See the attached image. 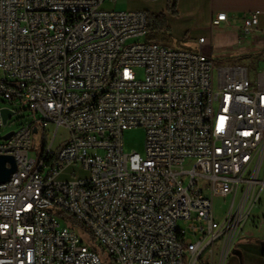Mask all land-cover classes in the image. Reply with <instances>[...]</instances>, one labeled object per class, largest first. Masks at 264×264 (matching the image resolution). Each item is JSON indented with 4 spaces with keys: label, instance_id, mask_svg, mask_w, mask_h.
Returning <instances> with one entry per match:
<instances>
[{
    "label": "built area",
    "instance_id": "obj_1",
    "mask_svg": "<svg viewBox=\"0 0 264 264\" xmlns=\"http://www.w3.org/2000/svg\"><path fill=\"white\" fill-rule=\"evenodd\" d=\"M114 2L0 0V97L35 117L0 135L16 166L0 184V264H102L65 216L111 264H225L264 188V70L250 84L243 65L146 41L145 12ZM38 124L53 131L33 155ZM138 127L144 155L125 154L123 132ZM67 168L86 175L57 180ZM217 196L230 197L221 218Z\"/></svg>",
    "mask_w": 264,
    "mask_h": 264
},
{
    "label": "rangeland",
    "instance_id": "obj_2",
    "mask_svg": "<svg viewBox=\"0 0 264 264\" xmlns=\"http://www.w3.org/2000/svg\"><path fill=\"white\" fill-rule=\"evenodd\" d=\"M145 1H149V0H145ZM161 5H162V0H159L158 3L155 5L145 4L143 6H147V8L150 10L152 9L155 10V9L160 8ZM104 6L106 9H110L114 11H127L128 10L125 0H117L113 4L105 3ZM202 34H204V32H198L194 30L191 32L192 38L185 37L183 43L179 41L180 43L178 45L177 44L175 46L171 45V47L180 48V49L187 50V51L202 50L208 58L212 59L213 66L215 68L243 65L247 69L250 84H253L257 80L258 75L263 72L264 70V51L253 52V53L246 52L245 49H242L240 47L237 48L236 46L234 47L232 45L225 44V41H223V39L225 40L226 37L220 34H215L214 37H212L211 46L208 47L206 45H203L202 47L198 48L197 38ZM143 40L144 39H139L138 41L140 42ZM177 40L175 39V41ZM134 41L135 40H129L128 43H132ZM194 46H196L197 49H193ZM138 74H139V77L142 76L141 72H139ZM6 106L7 104L0 97V107H6ZM11 108L16 113L7 121V124L2 128L0 135H4L10 131H13L19 126L24 125L26 122H29L35 119V117L34 118L32 117L30 111L27 110L25 106L13 105L11 106ZM52 131L53 129L51 125H47L45 129L42 127V125L40 124L37 125V132L32 134V146L29 151L30 154L38 155L42 152V150L44 149V146L46 147L50 142ZM65 137H66L65 129L59 128L57 135H56L54 146L60 141H62ZM144 146H145V130L143 128H140V127L131 128L123 132L122 148L125 154L138 153L140 155H144ZM73 170L75 171V174L77 177H82L86 175V173L83 172L81 169L67 168L58 175L57 180L72 179L73 177L70 176L69 173ZM200 181L202 184H205V182L202 179ZM206 188H207L206 185H204V190L206 192L205 194L207 195ZM237 202H239L238 195L236 198V203ZM229 203H230L229 196L225 198L220 197V196L214 197L213 199L214 211L216 215H218V217L221 218L224 216V214L226 213L228 209ZM263 214H264V188L262 189L260 196L258 200L256 201L255 205H253L250 216H249V220L253 221V223L249 222V225L247 229L243 232V234L240 237L235 239L236 243L238 242L240 244L242 242H247V241L253 242L255 234L250 232L251 226L256 227L260 230V224H261V220L263 219L262 217ZM62 220L65 222L64 224H68L71 226L69 220L66 219V216L62 218ZM73 228L76 230L80 239H82L88 245L91 244L89 235L84 229H82L81 227H75V226ZM214 251L218 256L219 246H215ZM232 253H234V250L232 251ZM100 258H101L102 264H111L109 254L106 251L103 254H100ZM216 261H217V258L215 259V262Z\"/></svg>",
    "mask_w": 264,
    "mask_h": 264
},
{
    "label": "crops",
    "instance_id": "obj_3",
    "mask_svg": "<svg viewBox=\"0 0 264 264\" xmlns=\"http://www.w3.org/2000/svg\"><path fill=\"white\" fill-rule=\"evenodd\" d=\"M158 1L125 0L127 11H165L167 0H162L161 7L155 10H150L147 6H143L145 4L155 5ZM176 10L177 15L175 16L166 13V21L170 27L173 39H178V43H183L185 37L192 38L191 32L196 30L204 32L198 38H206L208 40V45L206 44V46L208 47L212 44V37L215 34H220L226 37L225 40L223 39L225 44L236 46L237 48L240 47L245 49L246 52L264 51V0H178ZM252 11L259 12L257 29L252 34L239 38L240 19ZM220 13L226 15L227 21L211 25V20ZM198 38L197 46L200 48L203 45H199ZM193 49H197L196 46ZM251 210L252 208L248 217L244 220L237 238L247 229L249 222L253 223V221L249 220ZM262 217L260 230L251 226L250 232L255 234L253 242L247 241L240 244L234 242L225 264H264V246L259 242L260 240L264 242V214ZM233 250L234 253H232Z\"/></svg>",
    "mask_w": 264,
    "mask_h": 264
},
{
    "label": "trees",
    "instance_id": "obj_4",
    "mask_svg": "<svg viewBox=\"0 0 264 264\" xmlns=\"http://www.w3.org/2000/svg\"><path fill=\"white\" fill-rule=\"evenodd\" d=\"M177 1L178 0H167L166 1V9L163 12H149L144 11L146 14V35L145 40L149 42L162 43V44H179L178 41H175L171 35L170 27L166 21V13L172 16L177 15ZM71 226L81 227L84 229L89 235V239L91 242V248L96 253L103 254L104 249L94 242L92 235L76 220L72 218H68ZM263 246L264 242L262 240L259 241ZM110 257V256H109Z\"/></svg>",
    "mask_w": 264,
    "mask_h": 264
},
{
    "label": "water",
    "instance_id": "obj_5",
    "mask_svg": "<svg viewBox=\"0 0 264 264\" xmlns=\"http://www.w3.org/2000/svg\"><path fill=\"white\" fill-rule=\"evenodd\" d=\"M14 115V112L6 107H0V118L2 124L4 125L11 116ZM33 133H36V130H33ZM10 132L4 137L7 139L10 136ZM16 166L12 156L9 155H0V184L6 182L10 175L15 171Z\"/></svg>",
    "mask_w": 264,
    "mask_h": 264
}]
</instances>
